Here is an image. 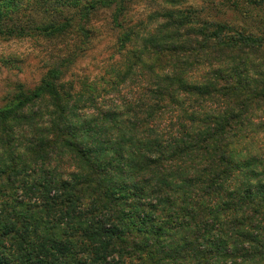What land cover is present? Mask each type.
Returning a JSON list of instances; mask_svg holds the SVG:
<instances>
[{"label":"trees","instance_id":"16d2710c","mask_svg":"<svg viewBox=\"0 0 264 264\" xmlns=\"http://www.w3.org/2000/svg\"><path fill=\"white\" fill-rule=\"evenodd\" d=\"M124 1L88 0L66 11L65 0H0V39H56L70 34L81 38L35 86L16 84L0 105V264H237L236 257H242L244 264H264V223L252 222L257 217L264 220V182L255 176V183L241 182L238 175L229 177L225 193L223 184L213 179L216 168L229 165L222 155L214 161L212 175L200 174L209 172L203 147L209 129L215 125L231 132L234 127L230 121L237 113L231 111L232 97L251 90L259 97L264 92V80L249 74L246 59L263 56L257 49L261 41L238 32L228 35L221 23H195L181 8L156 11L150 21L162 20L148 29L141 22L140 26L124 24ZM100 8L109 11L120 47L132 44L133 39L141 42L127 50L126 64L114 72L111 85L124 83L130 76L138 79L141 94L133 102L143 99L150 109L159 105L156 123L162 132L181 117L182 105L203 113V118L189 119L194 124L197 120L206 123L205 130L189 134L192 138L186 142L181 140L185 163H195L192 157L199 152L196 158L205 165L199 171L191 164L184 168L179 185L183 208L177 209L170 197H159L152 181L138 176V169L145 170L137 155L143 142L123 133L113 136L121 120L115 104L101 113V119L74 117L72 130L59 115L43 120L49 114V101H55L63 114L91 99L86 92L94 88L85 84L82 91L74 90L66 73L88 44L90 17ZM206 51L220 58L217 63L223 59L238 63L201 65L199 54ZM209 67L211 78L205 82L203 72ZM177 69L184 71L183 81L173 79ZM170 82L177 86L170 89ZM147 163L152 164V159ZM233 171L240 169L233 167ZM219 176H224L223 171ZM197 188L204 197H212L209 204L219 201L212 208L200 206L202 216L211 215L213 220H203L191 240L174 239L188 227L184 217H191L194 209L187 205L199 203L189 195H198ZM243 211L251 215H233ZM224 213L233 218L221 221ZM245 225L248 230L235 231V235L253 247H233L237 241L229 231Z\"/></svg>","mask_w":264,"mask_h":264},{"label":"clouds","instance_id":"9594fccd","mask_svg":"<svg viewBox=\"0 0 264 264\" xmlns=\"http://www.w3.org/2000/svg\"><path fill=\"white\" fill-rule=\"evenodd\" d=\"M163 3V0H161ZM189 5L197 8H205L206 0H186L182 5H175V7H188ZM165 7H172V5L164 4ZM115 7V5L113 6ZM245 7L249 10V15L245 17L244 22H238L241 29H246L253 39H259L264 43V3L259 8H253L250 4H245ZM202 19H213L206 13H201ZM189 25H185L188 27ZM198 26V25H191ZM182 31V29H181ZM264 51V47L261 48ZM38 60H44L43 53L36 54ZM203 59H199V64L207 63L212 67H231L233 63L238 61H230L228 59L221 60L220 63L216 61L219 57H213L207 51L200 53ZM246 59L250 62L249 74L260 80H264V56L257 58L256 56L248 55ZM22 62L24 57H19ZM47 63V61H44ZM191 62V61H190ZM117 63V61H112ZM102 74V73H101ZM173 75V74H170ZM184 71L181 69L176 70V74L173 79L175 81H183ZM204 81L207 82L211 78V67L205 68L203 72ZM134 77H129L133 79ZM91 83V81L89 82ZM175 83L170 82L169 88L176 87ZM123 84L109 85V84H97L92 89L89 88L86 92V97H91L90 100L81 101V106L75 111L66 110L63 114L59 112L56 107L55 101H49L48 113L43 117L44 121L52 120L57 115L61 120L67 119V127L72 130L74 127L73 118L77 116H95L97 119H101V113L105 112L108 107H111L112 101H114L121 114L120 124L117 128L113 129V136L119 137L123 133L126 137L133 139L134 141L143 142V146L139 149L137 155L138 159L144 161L140 165V168L144 171L137 170L138 176L147 177L152 184L156 186L159 197H170L175 200L177 209L183 208L181 204V190L180 177L184 175V168L191 164V167L197 171L204 168L205 165L197 159L201 153L197 152L196 156L192 157L195 163L189 161L186 164V157L184 154L183 145L181 140L185 142L192 138V135L199 132H203L207 127V124H201L199 120L194 124L190 117H201L203 113L198 112L195 108H189L187 105L181 106V117L174 120L170 127L163 132L156 123L158 116L157 109L158 104L152 105L151 109L149 105L144 102L143 99L133 102L134 98L125 100L123 98L120 89L123 88ZM160 87V85H156ZM199 87V85H196ZM107 89V92L102 89ZM211 91V89H209ZM170 94V93H169ZM139 95V93H137ZM233 104L231 111L237 113V116L233 118L230 123L234 126L231 132L220 131L215 125L209 129V134L204 137L203 147L205 150V158L207 159V167L209 172H201L202 177L212 175L211 169L214 167V161L221 155L228 160L229 165H225L222 169L216 168V175H213V179H216L218 183L223 184L225 193L229 190L230 180L227 178L233 176H240L241 182L247 180L250 183H255L252 177L255 176L257 180L264 182V92L259 97L256 96L255 90H251L246 94H236L232 97ZM85 103L87 106H85ZM219 113H211L210 115L216 116ZM88 121L85 120V124ZM104 127H109L108 124H104ZM79 130L78 128L76 129ZM99 129H97L98 131ZM199 139V137H196ZM191 155V154H189ZM234 156L240 157V159H234ZM151 158L153 163L148 164L147 159ZM179 161V163H176ZM233 167L240 169L239 172H234ZM223 171L224 176L220 177L219 172ZM161 178H165L161 182ZM175 178V183L171 181ZM203 187L207 186L205 180L202 184ZM198 195H191L192 201L199 203H189L188 208L194 209L191 217H184V222L188 225L182 232L174 236V239H178L179 236H185L191 240L193 236L199 231L200 225L203 220L211 221L213 217L211 215L202 216L200 212V206L207 204L209 208L215 206L219 201H212V197H204L203 193L199 192V188L195 189ZM247 208L248 206L245 205ZM255 207V205H253ZM171 211V209H170ZM261 214L264 215V209H261ZM234 216L239 218L240 216L251 215L250 211H243L239 213H233ZM202 216V218H201ZM233 216L224 213L221 216V221L231 220ZM253 223H264L259 217L253 219ZM227 227V225H225ZM247 225L244 228L238 230H230L229 235L233 240H236V246H247L252 248L253 245L249 241H240L235 235V231H246ZM202 243V241H201ZM237 264H244L242 257H236ZM231 264V262H229Z\"/></svg>","mask_w":264,"mask_h":264},{"label":"rangeland","instance_id":"374dc122","mask_svg":"<svg viewBox=\"0 0 264 264\" xmlns=\"http://www.w3.org/2000/svg\"><path fill=\"white\" fill-rule=\"evenodd\" d=\"M67 3L64 9L75 10L88 0H65ZM126 12L122 18L124 24H141L148 29L155 22L161 21L156 18L152 22L151 15L164 8H181L188 12L195 23L212 22L221 23L226 26L225 32L228 35L236 36V32L243 35L252 36L246 29H241L238 22H244L249 10L245 4H250L253 8H259L261 0H206L205 8H197L189 5L188 7H175L182 5L186 0H125ZM164 4L172 5L165 7ZM201 13H206L213 19H202ZM109 11L98 9L90 17V28L92 34L88 44L83 45L84 49L79 54V58L68 68L66 78L71 80L74 90L82 91L85 84L93 88L97 84H109L114 82V72L123 69L127 50L132 47L140 46L138 39H133L132 44L120 47L118 40V31L110 25ZM140 26V25H139ZM81 39L75 34L66 35L56 39L43 38L40 36H28L23 38L0 39V105L13 92L16 84H23L30 88L35 86L44 72L54 64L64 54L75 47L77 41ZM259 40V39H257ZM264 47V43L258 50ZM264 51L259 55L264 56ZM43 53L44 60H38L36 54ZM19 57H24L21 62ZM44 61H47L45 63ZM117 61V63H112ZM102 73V74H101ZM91 81V83H89ZM124 87L120 89L125 100L137 99L141 94V82L138 79L130 80L129 78L123 83ZM118 85V84H117ZM107 92V89H102ZM140 92V93H139ZM139 93V95H137ZM115 104L114 101L110 102ZM16 195V193H14ZM19 195V194H18Z\"/></svg>","mask_w":264,"mask_h":264}]
</instances>
